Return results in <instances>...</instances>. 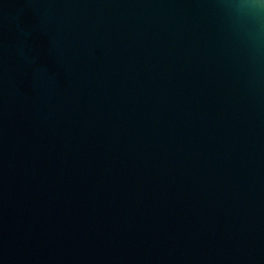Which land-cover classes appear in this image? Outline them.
<instances>
[{
	"label": "water",
	"instance_id": "obj_1",
	"mask_svg": "<svg viewBox=\"0 0 264 264\" xmlns=\"http://www.w3.org/2000/svg\"><path fill=\"white\" fill-rule=\"evenodd\" d=\"M0 264H264V29L0 0Z\"/></svg>",
	"mask_w": 264,
	"mask_h": 264
},
{
	"label": "clouds",
	"instance_id": "obj_2",
	"mask_svg": "<svg viewBox=\"0 0 264 264\" xmlns=\"http://www.w3.org/2000/svg\"><path fill=\"white\" fill-rule=\"evenodd\" d=\"M227 9L246 18L257 30L264 29V0H224Z\"/></svg>",
	"mask_w": 264,
	"mask_h": 264
}]
</instances>
